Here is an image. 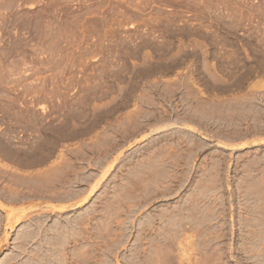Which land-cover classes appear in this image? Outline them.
Here are the masks:
<instances>
[{
    "label": "rangeland",
    "instance_id": "374dc122",
    "mask_svg": "<svg viewBox=\"0 0 264 264\" xmlns=\"http://www.w3.org/2000/svg\"><path fill=\"white\" fill-rule=\"evenodd\" d=\"M0 142V264H264V0H0Z\"/></svg>",
    "mask_w": 264,
    "mask_h": 264
},
{
    "label": "bare ground",
    "instance_id": "6f19581e",
    "mask_svg": "<svg viewBox=\"0 0 264 264\" xmlns=\"http://www.w3.org/2000/svg\"><path fill=\"white\" fill-rule=\"evenodd\" d=\"M256 87H258V86H256ZM256 87H254V88H255V89H258V88H256ZM234 100H235V99H234ZM242 101H243V100H242ZM260 101H261V100H260ZM254 102H256V100H255ZM257 102H258V100H257ZM258 103H259V102H258ZM260 103H262V102H260ZM243 104H244V103H243ZM252 104H253V102H252ZM254 104H255V103H254ZM256 106H257V105H256ZM251 107H252V106H251ZM253 107H254V106H253ZM172 125H173V124H172ZM174 125H175V124H174ZM174 125H173V126H174ZM176 125H177V124H176ZM165 126H166V125H165ZM173 126L170 125V127H173ZM185 126H186V125H185ZM170 127H165V128H169V129H170ZM175 127H176V126H175ZM192 128H194V127H192ZM192 128H190V130H192ZM162 129H163V128H162ZM158 130H160V129H158ZM158 130H156V131H158ZM163 130H164V129H163ZM166 130H167V129H166ZM193 130H195V129H193ZM196 130H197V129H196ZM161 131H162V130H161ZM158 132H160V131H158ZM156 133H157V132H156ZM1 143H2V142H0V144H1ZM263 143H264V142H263ZM216 144H217V145H221V146L223 145L222 142H218V141L216 142ZM254 145H256V144H254ZM1 147H3V146H1ZM1 147H0V148H1ZM2 150H4V148H2ZM6 150H7V149H6ZM7 151H8V150H7ZM5 152H6V151H5ZM6 153H7V152H6ZM6 155H7V154H6ZM8 155H9V154H8ZM31 160H32V159H31ZM29 161H30V159H29ZM32 161H33V160H32ZM32 161H31V162H32ZM34 161H35V160H34ZM36 161H37V160H36ZM32 163H33V162H32ZM32 163H31V164H32ZM34 164H36V162H35ZM32 165H33V164H32ZM5 189H6V188H5ZM4 194H5V193H4ZM17 195H18V194H17ZM15 199H16V198H15ZM24 199H25V196H24ZM27 199H28V198H27ZM16 200H17V199H16ZM2 205H3V204H1V202H0V206H1V207H2ZM3 207H4V206H3ZM71 207L74 208L75 205H71ZM4 209H5V208H4ZM7 209H8V208H7ZM1 210H2V208H1ZM5 210H6V209H5ZM8 210H9V209H8ZM8 210H7V211H8ZM9 211H10V210H9ZM16 211H17V210H16ZM19 211H20V210H19ZM24 211H25V209H24ZM27 211H28V210H26V212H27ZM29 211H30V210H29ZM10 212H11V211H10ZM22 212H23V210H21V213H22ZM5 213H6V212H5ZM13 213H14V212H13ZM0 214H2V213H0ZM10 214H11V213H10ZM24 214H25V213L22 214L23 217H25ZM6 215H7V214H6ZM17 216H20V217H21V214L18 213ZM0 217H1V216H0ZM8 218H9V217H8ZM10 218H11V217H10ZM21 218H22V217H21ZM3 219H5V218H3ZM13 219H14V218H13ZM17 219H18V217H17ZM19 219H20V218H19ZM24 219H25V218H24ZM8 220H9V219H8ZM1 221H2V219H1ZM11 221H12V220H11ZM18 221H19V220H18ZM22 221H23V220H22ZM4 222H5V221H4ZM13 222H14V221H13ZM19 222H20V221H19ZM0 223H1V222H0ZM2 223H3V222H2ZM6 223H7V220H6ZM12 224H13V223H12ZM16 224H17V223H16ZM59 224H60V223H59ZM0 225H1V224H0ZM4 225H5V224H4ZM10 225H11V224H10ZM60 225H61V224H60ZM11 226H12V225H11ZM12 227H13V226H12ZM9 228H11V227H9ZM56 228H57V227H56ZM13 229H14V228H13ZM41 229H42V228H41ZM58 229H59V227H58ZM58 229H57V230H58ZM60 230H62V228H61ZM32 231H33V230H32ZM62 231H63V230H62ZM59 232H60V231H58V235H60ZM63 232H64V231H63ZM35 233H36V232H35ZM35 233H33V234H35ZM61 234L63 235V233H61ZM4 236H5V235H4ZM33 236H34V235H33ZM58 237H59V236H58ZM58 237H57V238H58ZM6 238H7V236H6ZM30 238H31V237H29V239H30ZM60 238H61V237H60ZM60 238H59V239H60ZM7 239H8V238H7ZM7 239H6V240H7ZM31 239H32V238H31ZM59 239H58V240H59ZM6 240H5V241H6ZM50 240H51V239H50ZM3 243H4V242H3ZM22 243H23V242H22ZM49 244H50V243H49ZM51 244H52V243H51ZM28 245H29V244H28ZM47 245H48V244H47ZM52 246H53V245H52ZM23 251H24V250H23ZM25 251H26V249H25ZM45 258H46V257H45ZM43 264H44V263H43Z\"/></svg>",
    "mask_w": 264,
    "mask_h": 264
}]
</instances>
